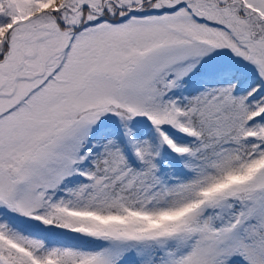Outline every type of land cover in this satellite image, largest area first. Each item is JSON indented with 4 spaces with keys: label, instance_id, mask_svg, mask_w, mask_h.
Wrapping results in <instances>:
<instances>
[{
    "label": "snow or ice",
    "instance_id": "snow-or-ice-1",
    "mask_svg": "<svg viewBox=\"0 0 264 264\" xmlns=\"http://www.w3.org/2000/svg\"><path fill=\"white\" fill-rule=\"evenodd\" d=\"M0 264H264V0H0Z\"/></svg>",
    "mask_w": 264,
    "mask_h": 264
}]
</instances>
